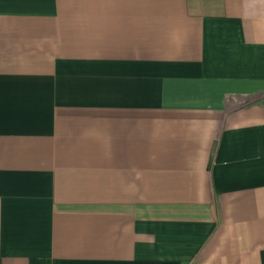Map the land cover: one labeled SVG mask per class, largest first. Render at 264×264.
I'll return each instance as SVG.
<instances>
[{
  "label": "crops",
  "instance_id": "1",
  "mask_svg": "<svg viewBox=\"0 0 264 264\" xmlns=\"http://www.w3.org/2000/svg\"><path fill=\"white\" fill-rule=\"evenodd\" d=\"M0 264H264V0H0Z\"/></svg>",
  "mask_w": 264,
  "mask_h": 264
}]
</instances>
